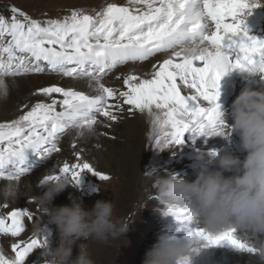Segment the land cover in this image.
<instances>
[{
	"label": "snow or ice",
	"instance_id": "6c2138e0",
	"mask_svg": "<svg viewBox=\"0 0 264 264\" xmlns=\"http://www.w3.org/2000/svg\"><path fill=\"white\" fill-rule=\"evenodd\" d=\"M252 6L259 3L127 0V5L109 3L95 15L73 10L63 19L44 22L31 19L15 7L11 8L10 19L0 15V90L5 95V78L14 81L46 71L65 77H87L88 87L95 92L90 95L72 88L43 87L38 94L50 98V103L37 102L17 119L0 123V179L12 187L13 182L31 171L27 163L29 150L40 157L58 153L61 150L57 141L67 130L81 137L98 124L107 127L108 121H118L124 106H128L130 115H147L149 140L152 147L160 150L165 145H183L186 134L195 141L209 128L226 129L228 125L217 102L221 78L244 66H256L264 73V39L250 36L245 26L246 10ZM158 53L166 58L153 65L150 78L126 75L123 91L102 82L117 66L145 61ZM75 161H65L52 176L43 177L67 178L73 185L80 183L85 172L100 181L110 179L79 153ZM8 208L7 203L0 204V209ZM166 214L173 215L205 247L228 241L248 254L256 252L247 237L235 235L234 229L207 233L198 226L187 205H169ZM35 219L27 207L0 212V239L16 238L10 245L13 255L0 247V264H39V254L51 247L52 233L44 226L42 234L19 239L26 231V222Z\"/></svg>",
	"mask_w": 264,
	"mask_h": 264
},
{
	"label": "clouds",
	"instance_id": "9594fccd",
	"mask_svg": "<svg viewBox=\"0 0 264 264\" xmlns=\"http://www.w3.org/2000/svg\"><path fill=\"white\" fill-rule=\"evenodd\" d=\"M252 2L264 3L262 0ZM240 71L264 74L256 66H244ZM232 113L234 119L230 126L209 128L206 135L226 137L237 132L246 152L244 159L216 152L210 157L201 154L197 159L206 162L201 163L194 180L177 178L172 172L155 173L152 188L162 205H187L198 226L209 234L228 229L245 234L248 243L256 249L259 264H264V92L244 89L233 101ZM169 149L165 145L161 151ZM170 154L175 152L170 151ZM213 164L217 167L212 168ZM225 172L234 174L226 176ZM52 174L49 172L45 176ZM70 185L67 178L44 177L38 184L43 190L35 200L47 215L48 223L55 226L57 241L55 246L40 254L39 264H94L86 244H80L78 253L73 255L76 241L83 238L107 244L129 231L130 224L115 216L111 201L97 200L91 209H85L70 197V205L53 206L54 198ZM19 195L13 186L0 189V197L6 200ZM35 231L39 235L38 226ZM203 247V242L191 235L177 237L162 232L146 251L142 264H189Z\"/></svg>",
	"mask_w": 264,
	"mask_h": 264
},
{
	"label": "rangeland",
	"instance_id": "374dc122",
	"mask_svg": "<svg viewBox=\"0 0 264 264\" xmlns=\"http://www.w3.org/2000/svg\"><path fill=\"white\" fill-rule=\"evenodd\" d=\"M109 3H116L118 5H127V0H0V15H3L4 17L10 19L11 16L13 15V13L11 12V8L15 7L16 9L23 11L31 19L44 22L52 19H63L64 17L69 16L73 10H84L89 14L95 15V12L101 11ZM256 7L259 6H255V8ZM261 14L263 17L264 14L263 13ZM260 26L262 25L260 24ZM157 55L158 54H156L153 57H150V59L156 57ZM148 59L145 61H137V62L129 61L124 64V67L131 65L133 63L144 64L146 61H148ZM151 65L153 66V62L151 63ZM115 70L117 72V69H114V71ZM119 72H123V69L120 70ZM118 73H115L114 76L117 77ZM32 74L34 73H31L30 75ZM57 76L62 77V75H57ZM258 76L260 79L259 74ZM70 78L72 82L80 81L82 79H89L87 77H79V78L70 77ZM110 79H112V77ZM72 89L76 90V88H72ZM53 96L56 99L61 98L58 94H53ZM42 99L48 100L49 98L43 97ZM35 101H39V99ZM225 101L226 98L219 97L217 102L225 103ZM226 104H228L226 110L228 108H231L229 107L230 104L227 103V101ZM31 106H33V104L23 109L22 107L21 108L18 107L14 111H10L5 115L3 114L0 117V121L5 120L4 121L5 123V122H10L13 119H17L20 115L23 114L24 111L30 110ZM15 114L18 115L14 116ZM223 114L224 116H226V113ZM132 117L130 118L131 124H135L139 129L138 131L139 134L137 133L136 134L137 136H134L138 144V149L135 152L137 159L136 160L137 168L135 171H129V172L124 171L123 173H121L120 169L118 167H115L112 169V172L111 171L109 172V170H107L108 168H105L104 170V168H102L103 167L102 165L101 167L98 165L96 156L91 158L90 154L85 155L84 154L85 152L83 150L80 149L78 152L72 147L71 149L70 148L68 149L72 151V156L69 155L68 159L64 158V160H57V158L56 159L54 158L55 153H52L50 156L46 158V160L48 159L46 161L47 163L51 161H56V166L54 167L56 169L60 165H62V163L65 161L69 163L76 162L75 155L79 153L84 160L91 163L98 171L110 176V179L108 181H100L99 177L93 175L92 173L85 172L81 174L80 183L78 185L72 184L73 187L72 185L69 186L70 189L76 192V194L78 195L75 201L81 203L83 208L91 209L94 203L93 200L95 199L97 200L103 199L106 201H111L115 206V216L130 224L129 231L126 232L123 237H121L118 240L109 241L107 244L94 240L85 241L83 240V238L76 241V243L73 246V255L75 256L78 253L80 244H86L88 248V252L91 256V259L94 261V264H142L146 251L150 249L153 244L156 243L157 237L160 233L162 232L168 233L169 235H175L177 237L190 235L189 230H186V228H183L181 225L172 222V217H171L172 215L166 214L167 206L162 205L158 199L154 198L155 194H154V189L152 188L153 174L155 173L159 174L160 172H162V174L164 172L165 174L168 171L173 173V171L176 170V167L178 169L179 166L181 167L182 163L189 161V159L191 161L193 160L194 164L200 167L199 165H201V163L204 161H200L196 157H198V155L201 154H203L204 156L206 155V157L210 156L209 153L210 151L208 149H213L214 146H216L215 147L216 150L214 151H218L219 154H232L238 156L241 160L244 159V157L246 156V154L243 153L245 151L242 149L240 145L239 134L235 131H233V133H231V135L228 137H221V140L218 141V143L220 144L224 139L227 138L226 144L228 143L227 144L228 150H225V148H223L222 145H215L214 142L211 143L212 145L211 146L210 140H208L209 136L207 135L198 136L196 137L195 141H193L192 139L189 138V134H186L185 143L183 145L179 146L178 148L173 147L170 148L169 150L161 151L160 149L152 147V144L149 140L148 134L150 132V123L147 115L137 112ZM227 118L228 117H226L225 119ZM230 125L231 124H229L228 126ZM92 130L95 131V135H98L99 130L96 126ZM71 131H69V133ZM117 139H119V137H116V140ZM126 141L127 140L122 139V142H126ZM57 142H59V140ZM129 142L130 141H127V143ZM59 145H61V142L59 143ZM118 146L119 145H116L117 149ZM104 148H106V146H104ZM170 151L175 152V154H170ZM34 157H38L40 160L42 158L34 154H32L31 156H29V158H27V163L28 166L31 168V170L35 166L33 164H37V165L39 164V161L38 163L34 161ZM57 161L58 162L61 161L59 162V165ZM192 167H194V165ZM211 167L216 168L217 165L214 164L211 165ZM54 168L51 169L50 172H53ZM198 171L199 169L198 170L195 169V174H197ZM175 173L180 174V171L176 170ZM232 174L234 173L225 172V175H232ZM194 179L195 177L192 176L191 179H186V180L191 182ZM1 180L3 179H0V181ZM38 183L39 181L37 182V185ZM16 184H18V182H15V185ZM8 185H9L8 181H3L0 183L1 187L2 186L5 187ZM37 188H39L38 192L36 191L34 194L29 196L23 203L16 202L13 199L6 200L3 197H0V204L6 202L9 205L8 209H0V212L10 211L12 208L17 206L29 208V210L32 211L36 219L34 221L26 222V231L25 233L21 234L19 239L23 240L26 239L27 236L33 233L36 234L35 229L37 226L40 229L39 234H42V228L46 226L47 229L52 233L51 247H53L56 245L57 242L56 229L54 225L48 223L47 215L44 213L43 209L39 206V204L35 200V197L39 196L43 190L42 187H37ZM55 199L56 197L51 202L53 206H57ZM237 234L238 232L235 231V235ZM15 239L16 238H11V237H3L2 239H0V247H2L4 252L9 256L13 255V253L10 251V245L11 243L15 242ZM209 247L216 251H224V250L230 251L229 249H221L220 247L222 246L219 245H214ZM234 253L240 255L238 251ZM243 255L252 256L251 261L255 262L256 264H259L258 262L259 259L256 258L257 256L255 254L251 255L248 253H243ZM40 260H41V255L39 254V262Z\"/></svg>",
	"mask_w": 264,
	"mask_h": 264
},
{
	"label": "bare ground",
	"instance_id": "6f19581e",
	"mask_svg": "<svg viewBox=\"0 0 264 264\" xmlns=\"http://www.w3.org/2000/svg\"><path fill=\"white\" fill-rule=\"evenodd\" d=\"M262 2H264V0H262ZM246 13L247 15L245 19V26L248 29V34L250 36H255L258 39H264V33H263L264 27H262L264 26V16L262 17V14H261V13L264 14V3H259V7H256V8L255 6L250 7L249 9L246 10ZM260 24L262 26H260ZM164 58H166L164 54L158 53L156 57L152 59L149 58L150 60L148 59V61H146L144 64L133 63L125 67H124V64L119 65L116 68L117 72L116 70L115 71L113 70L111 73L106 75V77L103 79L102 82L108 87H112V88H115L121 91L126 90V87L123 85V79L126 75L131 74V75L139 76L141 78H150L149 74L153 70V66L151 65V63L153 62V65H156L162 62ZM122 69H123V72H119ZM47 73L49 72L46 71L44 73H34L32 75L27 74V75H23L21 77L15 78L14 81L10 78H5L8 84V93L7 95H5L4 93L0 94V117L3 114L5 115L6 113L10 111H14L18 107L20 108L22 107L23 109V108H26L32 104L34 105L35 103L41 102V101L43 102L49 101L47 103H50L51 102L50 98L48 100H43L42 98L45 96L38 94V90L43 87L59 86V87L67 88L69 86L68 88H76V91H83L86 94L95 95V92L88 87L90 83L89 79H82L80 81L72 82L70 77H65L63 75L62 77H59L57 76L59 74H55V73L47 74ZM115 73H118L117 77L114 76ZM111 77L112 79H110ZM258 79H259L258 74H249L247 72L242 73L238 69L226 73L221 78L219 82L220 83V87H219L220 96L219 97L226 98L227 103L230 104L229 107H231L226 110V107H228V104H226V101L225 103L219 102V105L221 106L220 108L221 112L226 113V116H224L223 118L227 125L232 124L233 119H234L233 113H232V103L235 100V98L244 89L248 88V89H254V90L264 92V87L261 85ZM37 99H39V101H35ZM59 99H62V97ZM124 107H125V111L120 114V118L118 119V121H115V122L108 121L107 124L109 126L107 127L104 126V123L98 124L96 126L99 130L98 131L99 133L97 132L98 135H95L94 130H91V131L85 130L83 136L77 137L73 130L72 131L71 129L67 130V132H65L60 137L59 142H57V145L59 148L61 145L62 146L60 148L61 151L54 154V158L55 159L57 158V160H64V158L68 159L69 155L72 156V151L68 149L69 148L71 149L72 147L78 152L80 149L83 150L85 152V153L83 152L85 155L90 154L91 158L96 156L98 165L100 167L102 165L103 166L102 168H104V170L105 168H108L107 170H109V172L110 171L112 172V169L115 167H118L121 173H123L124 171L125 172L135 171L137 168V162H136L137 159H136L135 152L138 149V144L134 136H137L136 134L138 133L139 129L135 124H131L130 118L133 115H130L126 111L128 106H124ZM57 110H59V108ZM16 115L18 114H15L14 116ZM226 117L228 118L225 119ZM98 119L101 121H104L105 118L98 117ZM4 121L5 120H2L0 121V123H4ZM69 131L71 132L69 133ZM116 137H119V139L116 140ZM221 137L222 136L209 137L208 140H210V145L211 143L214 142L215 145H222L223 148H225V150H228V147H227L228 143L226 144L227 138L226 139L223 138L224 140L220 144L218 143V141L221 140ZM122 139L130 141V142L129 143H127V141L122 142ZM60 142H61V145H59ZM73 145H75V147H73ZM116 145H119L118 149L116 148ZM104 146H106V148H104ZM215 147L216 146H214L213 149H208L210 151L209 152L210 155L213 152L218 153V151H214L216 150ZM243 153L246 154V152H243ZM32 154L33 153L30 152L29 150V152L27 153V158H29V156H31ZM46 158L47 157H42L40 160L38 157H34V161L36 163H38L39 161V164L38 165L33 164L35 166L30 171V174L28 173L25 176L21 177V180L18 182V184L15 185V182L12 183V186L15 187L19 191V194H20L18 198L13 199L14 201L23 203L29 196L34 194L36 191L38 192L39 188H37V182L44 175L48 174V172H50L51 169H53L56 166V161H51L47 163L46 161L48 159L46 160ZM59 162H58V165H59ZM193 165L194 167H192ZM199 168L200 167H198V165L194 164L193 160L191 161L189 159V161L182 163L181 167L179 166L178 169L176 167V170L180 171V174L175 173L176 171L175 167H174L175 171H173V173L177 175V178L191 179L192 176L196 178L197 174H195V169L198 170ZM159 174L164 175V172L163 174L162 172H160ZM3 181H6V180H1L0 183ZM2 187L0 186V189H2ZM77 196L78 195L76 194V192L72 191L70 187H68L62 193L56 196L55 202L57 203V206L70 205L72 203V199L75 200ZM70 197L72 199H70ZM96 200L97 199L93 200L94 203L92 207L94 206ZM171 217H172V222L180 225L173 215ZM186 230L188 229L186 228ZM237 236L244 237L245 234L238 232ZM217 245L222 246L220 247L221 249H229L230 251H233V252H230L228 250L216 251L210 248L209 246L203 247L199 250L198 254L195 257H192L190 259L189 264H256L255 262L251 261L252 256L243 255V253H246V252L237 249L228 241H221ZM236 251H238L240 255L235 254L234 252Z\"/></svg>",
	"mask_w": 264,
	"mask_h": 264
}]
</instances>
